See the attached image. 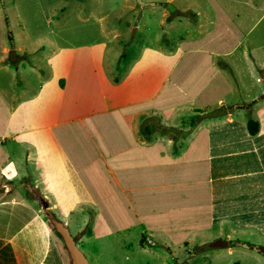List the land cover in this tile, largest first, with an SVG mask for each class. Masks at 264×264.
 I'll list each match as a JSON object with an SVG mask.
<instances>
[{"label":"crops","instance_id":"1","mask_svg":"<svg viewBox=\"0 0 264 264\" xmlns=\"http://www.w3.org/2000/svg\"><path fill=\"white\" fill-rule=\"evenodd\" d=\"M77 11L75 24L61 12V28H78L59 45L46 40L47 49L25 47L22 56L14 42H0V264H67L52 219L64 225L74 213L89 214L95 237L136 222L150 236L167 219L185 227L199 211L185 187L196 183L192 171L201 164L209 225L229 221L264 237V97L233 102L252 105L247 115L226 111L194 127L193 115L172 118L181 108L195 110L191 103L205 99L210 80L223 73L226 53L210 47L225 40L223 19L207 23L210 46L145 45L131 54L112 30L94 29ZM13 52L10 70L3 60ZM189 52L196 53L191 66L177 70ZM255 102L263 104L258 111ZM252 116L255 135L246 127Z\"/></svg>","mask_w":264,"mask_h":264},{"label":"rangeland","instance_id":"2","mask_svg":"<svg viewBox=\"0 0 264 264\" xmlns=\"http://www.w3.org/2000/svg\"><path fill=\"white\" fill-rule=\"evenodd\" d=\"M75 8L80 17L90 18L94 29L104 26L112 30L116 40L125 43L120 45L123 51L131 54L136 46L145 45L170 48L181 45L188 49L210 46L204 43L203 38L212 28L207 23L219 17L223 19L225 40L210 47H218L219 51L226 53L219 57L224 71L210 80L211 88L204 90L208 92L205 99L200 97L191 103L195 110L179 109L172 117L174 122L180 123L178 118L193 115L190 125L194 127L198 120L218 119L217 114L226 111L247 115L252 105L246 109L234 107L233 102L237 100L246 105L252 103L253 97H264V0H0V42L6 39L10 48L14 42L15 49L19 47L22 56L27 53L25 47L32 49L40 45L47 49L49 43L46 40L59 45L67 36L73 38L72 31L78 28L77 25L61 28V12H65L66 20L75 24L79 20L74 13ZM85 36L93 37L90 33ZM189 41L193 43L188 46ZM195 55L187 53L177 70L191 66L188 60ZM6 57L7 61H3L10 63V70H14L18 55L13 52L7 53ZM40 65L44 68L42 62ZM215 85L222 87L212 88ZM219 97L225 101L217 106ZM253 104L257 111L263 105L261 102ZM205 171L203 164L196 166L191 176L192 182L196 183L185 187L194 192L199 211L195 219L181 222L186 226L180 229L176 219H167L158 228L157 235H147L150 231L145 232L136 222L130 229L95 237L87 212L82 217L74 213L63 218V223L89 264H264L262 235L235 228L229 221L209 225ZM110 204L107 203V208ZM80 226L87 232H78ZM219 228L222 229L220 235ZM52 233L61 243L67 264H71L61 235L54 227ZM82 233V239L78 240ZM142 234L145 235V242L140 244ZM216 239L228 241V245L212 247L210 244Z\"/></svg>","mask_w":264,"mask_h":264},{"label":"water","instance_id":"3","mask_svg":"<svg viewBox=\"0 0 264 264\" xmlns=\"http://www.w3.org/2000/svg\"><path fill=\"white\" fill-rule=\"evenodd\" d=\"M54 227L57 232L61 235L63 242L70 254L71 264H89L87 258L77 247L76 242L67 227L63 225L61 221L58 220L54 223ZM210 245L212 247H225L228 245V242L221 239H216Z\"/></svg>","mask_w":264,"mask_h":264},{"label":"trees","instance_id":"4","mask_svg":"<svg viewBox=\"0 0 264 264\" xmlns=\"http://www.w3.org/2000/svg\"><path fill=\"white\" fill-rule=\"evenodd\" d=\"M60 83L62 84V81ZM246 127H247V130H248L249 134L255 135L259 131V122L257 120H255V119H253V118H248ZM56 221L57 220H54V218H53V224ZM234 264H238V263L235 262Z\"/></svg>","mask_w":264,"mask_h":264}]
</instances>
